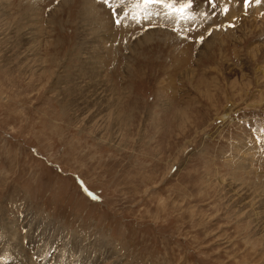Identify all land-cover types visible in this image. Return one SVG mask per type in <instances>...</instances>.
<instances>
[{
  "label": "rangeland",
  "instance_id": "1",
  "mask_svg": "<svg viewBox=\"0 0 264 264\" xmlns=\"http://www.w3.org/2000/svg\"><path fill=\"white\" fill-rule=\"evenodd\" d=\"M0 264H264V0H0Z\"/></svg>",
  "mask_w": 264,
  "mask_h": 264
},
{
  "label": "snow or ice",
  "instance_id": "2",
  "mask_svg": "<svg viewBox=\"0 0 264 264\" xmlns=\"http://www.w3.org/2000/svg\"><path fill=\"white\" fill-rule=\"evenodd\" d=\"M105 2L107 3V0H105ZM246 2H247V0H246ZM142 3L147 8L148 6H151V5L161 4V3H163V0H142ZM188 6L189 5H187V4L181 5V8L179 9V11L183 12L184 9L187 8ZM116 23L119 24L120 21L117 20Z\"/></svg>",
  "mask_w": 264,
  "mask_h": 264
},
{
  "label": "bare ground",
  "instance_id": "3",
  "mask_svg": "<svg viewBox=\"0 0 264 264\" xmlns=\"http://www.w3.org/2000/svg\"><path fill=\"white\" fill-rule=\"evenodd\" d=\"M87 9H88V8H87ZM87 9H86V10H87ZM80 11H81V10H80ZM84 12H87V11H84ZM82 13H83V12H82ZM89 13H90V12H89ZM92 15H93V14H92ZM92 17H93V16H92ZM101 22H102V21H101ZM94 35H95V34H94ZM257 51H258V50H257ZM256 57H257V56H256Z\"/></svg>",
  "mask_w": 264,
  "mask_h": 264
}]
</instances>
